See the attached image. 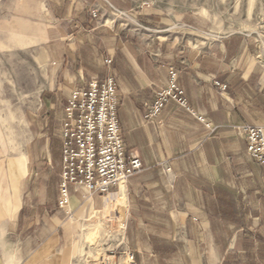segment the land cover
<instances>
[{"label": "crops", "instance_id": "obj_1", "mask_svg": "<svg viewBox=\"0 0 264 264\" xmlns=\"http://www.w3.org/2000/svg\"><path fill=\"white\" fill-rule=\"evenodd\" d=\"M52 4L51 22L59 33L46 35L43 44L53 80L28 120L24 152L0 154V264H61L56 249L64 226L56 214L65 100L71 89L104 75L107 58L113 60L127 154L143 164L116 190L127 201L130 229L142 231L133 237L149 239L138 253L156 257L196 241L211 254L205 264H264V170L247 153V139L237 129L264 127V70L249 59L246 39L223 37L210 48L178 46L166 37L129 39L118 24H91L97 18L93 11L107 14L101 0ZM171 67L179 72L177 83L192 112L172 101L147 119L145 104L166 85ZM201 114L217 126L214 132L199 121ZM96 196L83 200L71 191V210L94 208ZM219 225L227 227L228 236L220 234ZM169 236L176 241L167 243ZM178 262L161 258L139 264H190Z\"/></svg>", "mask_w": 264, "mask_h": 264}, {"label": "rangeland", "instance_id": "obj_2", "mask_svg": "<svg viewBox=\"0 0 264 264\" xmlns=\"http://www.w3.org/2000/svg\"><path fill=\"white\" fill-rule=\"evenodd\" d=\"M52 1L0 0V154L7 157L24 152L28 120L53 80L43 44L46 35L59 33L51 22V8L57 5ZM101 1L107 14L96 13L97 20L92 18L91 24H118L122 37L145 41L166 37L165 41L189 48H210L228 36L245 38L249 59L264 70V0ZM77 6V10H82V5ZM66 29L70 30L69 24ZM115 193L97 195L94 208L87 207L85 212H81V207L74 211L69 208L70 216L57 212L56 217L64 226L60 228L61 240L56 249L61 264H132L127 252L133 254V264L161 258L190 264L212 260L211 254L200 249L196 241L183 251H162L156 257L138 253L137 249L149 239L133 237V233L142 231L130 229L127 201L122 193L113 196ZM114 197L121 199L114 201ZM219 227L221 235H229L227 227ZM161 240L164 247V238ZM165 240L172 243L176 238L169 236Z\"/></svg>", "mask_w": 264, "mask_h": 264}, {"label": "built area", "instance_id": "obj_3", "mask_svg": "<svg viewBox=\"0 0 264 264\" xmlns=\"http://www.w3.org/2000/svg\"><path fill=\"white\" fill-rule=\"evenodd\" d=\"M96 17V12H92ZM113 60L105 59L107 72L92 77L83 86L70 90L60 125L61 163L58 182L57 211L72 215L71 191L80 192L83 200L95 195H109L141 172L142 160L136 154H127L120 129L119 104L115 74L111 71ZM179 72L171 67L166 85L157 90L154 101L145 104V117L154 119L164 106L174 101L192 112L185 92L177 83ZM222 90L226 84L215 80ZM210 132L212 125L204 115L197 116ZM238 132L247 139V153L264 170V127L262 125L238 126ZM84 190V193H83ZM127 259L134 263L133 254Z\"/></svg>", "mask_w": 264, "mask_h": 264}, {"label": "bare ground", "instance_id": "obj_4", "mask_svg": "<svg viewBox=\"0 0 264 264\" xmlns=\"http://www.w3.org/2000/svg\"><path fill=\"white\" fill-rule=\"evenodd\" d=\"M120 183H121V182H120ZM113 193H114V192H113ZM117 194L120 195V192H116L115 195L113 194V196H117ZM120 196H121V195H120ZM119 199H121V197H120V198H117V199H116V197L113 198L114 201H117V200H119ZM115 209H116V208H115ZM115 209H114V210H115ZM128 262H129V260H128Z\"/></svg>", "mask_w": 264, "mask_h": 264}]
</instances>
